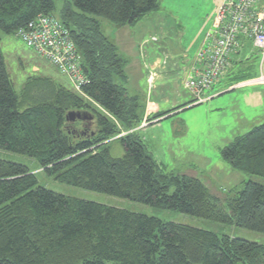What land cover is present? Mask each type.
I'll return each mask as SVG.
<instances>
[{
  "label": "trees",
  "instance_id": "obj_1",
  "mask_svg": "<svg viewBox=\"0 0 264 264\" xmlns=\"http://www.w3.org/2000/svg\"><path fill=\"white\" fill-rule=\"evenodd\" d=\"M60 1L57 18L54 0H0V32L17 36L40 15L59 19L88 83L77 93L34 75L17 93L0 38V150L34 159L64 185L264 235V185L248 182L222 199L197 178L165 174L130 132L145 114L126 86L128 62L103 34L101 19L134 26L159 10L160 0ZM234 65L222 79L226 89L251 75L240 77ZM70 112L92 120L71 122ZM114 142L124 148L122 158L111 156ZM222 157L264 179V124L236 138ZM0 264H264V246L67 197L39 186L26 166L0 159Z\"/></svg>",
  "mask_w": 264,
  "mask_h": 264
},
{
  "label": "rangeland",
  "instance_id": "obj_2",
  "mask_svg": "<svg viewBox=\"0 0 264 264\" xmlns=\"http://www.w3.org/2000/svg\"><path fill=\"white\" fill-rule=\"evenodd\" d=\"M54 1V16L58 18L63 3L60 0ZM213 11L214 0H160L159 10L146 15L134 26L119 28L103 19L101 24L103 34L128 62L126 86L132 97L139 98L141 113H146L150 102L158 106V111L151 115L149 120L146 119L130 132L139 134L148 152L165 174L197 178L224 199L228 192L243 190L248 182L264 185L263 178L234 170L222 157V151L234 143L236 138L264 124V107L258 106V100L245 98L250 92L243 94L239 90L245 87H264V80L256 82L257 77L252 79H256L255 83L238 88L236 85V88H230L231 91L226 89V84L223 83L214 91L205 93L203 101H199L182 83L178 86L169 84L159 92L152 91L156 78V72L151 69L153 61L160 58L164 61L168 57L170 62L173 58L180 62L184 57V50L194 39L205 38L213 23ZM0 38L6 67L17 93L22 91L27 78L34 75L54 79L65 88L81 93L69 78L61 74L56 67L40 59L17 36L0 32ZM254 54L258 61H262L259 53ZM255 61L254 56L251 62L237 66L238 71L235 72L239 73L240 67L245 71H252L253 65L256 66ZM262 76L264 72L258 79ZM183 78L184 75L181 74L180 80ZM241 111L246 117L240 115ZM168 112L172 113L157 121H150L159 114ZM129 133L124 132L117 138ZM109 148L114 158H122L125 155L124 148L117 142L112 143ZM0 159L26 166L37 177L39 186L67 197L264 246L263 234L64 185L54 176L44 172L34 159L26 156L0 150Z\"/></svg>",
  "mask_w": 264,
  "mask_h": 264
},
{
  "label": "built area",
  "instance_id": "obj_3",
  "mask_svg": "<svg viewBox=\"0 0 264 264\" xmlns=\"http://www.w3.org/2000/svg\"><path fill=\"white\" fill-rule=\"evenodd\" d=\"M214 25V31L208 34L206 45L198 54L201 70L186 83L199 101L228 74L233 58L242 50L244 38L251 40L264 58V0H222ZM17 37L38 57L68 77L78 90L88 83L71 33L59 19L40 15ZM258 78L256 82L264 80V76ZM255 80L241 85L255 83Z\"/></svg>",
  "mask_w": 264,
  "mask_h": 264
},
{
  "label": "crops",
  "instance_id": "obj_4",
  "mask_svg": "<svg viewBox=\"0 0 264 264\" xmlns=\"http://www.w3.org/2000/svg\"><path fill=\"white\" fill-rule=\"evenodd\" d=\"M221 2H222L221 0H214L215 11H213L212 13V16H214V19H213L211 28L205 35V38L194 39L191 42V44L188 46V48L184 50V53H183L184 57L181 58L180 62L174 58L170 62L168 57L164 59L165 63L161 58L153 61V63L151 64V69H152V72H156L155 74L156 78L154 80V85H153V90H152L153 92L154 91L159 92L162 88L169 86V84H172V83L176 84L177 86L180 85V83H182L184 87L187 89L186 83L196 76L197 71L201 70V62L198 58V54L200 50L206 45V39L208 37V34L214 31L215 17L217 13L216 10H218L217 8L220 6ZM255 52L259 53L262 57V54L258 50L255 49L253 42L251 40L244 38L243 47H242L240 54L233 58V61H232L233 69L235 68L234 62L242 66L244 62H251L254 56L256 58V61H255L256 66L253 65L252 67L253 70L250 71L251 75H248V78L245 81L241 82L240 85L254 78L259 77L264 72V58L262 57V61H258L257 60L258 57L254 54ZM244 53L246 54L243 55ZM169 65H171L170 68H169ZM232 71L229 73V75L232 73ZM245 72L247 71H245L244 69L240 67V77L241 75L245 76L246 74H248V72L247 73ZM181 74L184 75V78L182 81L180 80ZM223 83H220L219 86H217L216 88L221 87ZM228 90L231 91L232 89L229 88ZM239 90L243 94L250 92L249 95L245 96V98H252L253 101L258 100V106L264 107V87H258V86L245 87V88H240ZM224 92H227V91H224ZM157 111H158V106H155L154 103L152 102L148 103L147 111L145 113V120L149 119V117H151V115H153ZM184 111H186V108H184ZM240 115L243 117H246L243 111L240 112Z\"/></svg>",
  "mask_w": 264,
  "mask_h": 264
},
{
  "label": "water",
  "instance_id": "obj_5",
  "mask_svg": "<svg viewBox=\"0 0 264 264\" xmlns=\"http://www.w3.org/2000/svg\"><path fill=\"white\" fill-rule=\"evenodd\" d=\"M68 120L71 122H74L76 120L85 122L88 120H92V117H89L88 114L85 112H70L68 114Z\"/></svg>",
  "mask_w": 264,
  "mask_h": 264
},
{
  "label": "bare ground",
  "instance_id": "obj_6",
  "mask_svg": "<svg viewBox=\"0 0 264 264\" xmlns=\"http://www.w3.org/2000/svg\"><path fill=\"white\" fill-rule=\"evenodd\" d=\"M83 64V63H82Z\"/></svg>",
  "mask_w": 264,
  "mask_h": 264
}]
</instances>
